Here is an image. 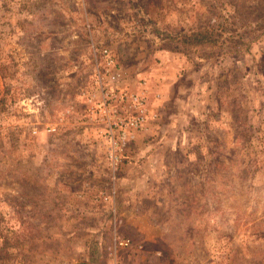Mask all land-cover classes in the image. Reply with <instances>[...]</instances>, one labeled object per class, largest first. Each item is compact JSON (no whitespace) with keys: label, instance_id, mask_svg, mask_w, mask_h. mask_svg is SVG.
<instances>
[{"label":"rangeland","instance_id":"obj_1","mask_svg":"<svg viewBox=\"0 0 264 264\" xmlns=\"http://www.w3.org/2000/svg\"><path fill=\"white\" fill-rule=\"evenodd\" d=\"M79 263L264 264V0H0V264Z\"/></svg>","mask_w":264,"mask_h":264},{"label":"built area","instance_id":"obj_2","mask_svg":"<svg viewBox=\"0 0 264 264\" xmlns=\"http://www.w3.org/2000/svg\"><path fill=\"white\" fill-rule=\"evenodd\" d=\"M110 62L113 61L110 59ZM98 79L100 81H102L103 79V76H101L100 73ZM123 94H124L123 97L119 95L117 98H124V97L129 98L131 100V103L134 105V108L136 109V111H134L135 114L130 115L127 119H125L121 116L120 112H117L115 110L113 121L111 119V116L108 119L107 113L106 115H103V120L104 122L109 123L110 129L111 130L117 129V131L119 132V140H121L122 142H124L128 138L129 131H137L144 128L147 119V110L144 108L143 102H141L138 98H134V96L130 97L127 93H123ZM106 97L107 100L115 98L112 92H107ZM116 241H118V243L124 247L131 245L130 239H119V240L116 239Z\"/></svg>","mask_w":264,"mask_h":264},{"label":"trees","instance_id":"obj_3","mask_svg":"<svg viewBox=\"0 0 264 264\" xmlns=\"http://www.w3.org/2000/svg\"><path fill=\"white\" fill-rule=\"evenodd\" d=\"M214 31L204 30L198 31L185 36V45L188 46H202L207 44H215L217 41L213 39ZM246 49H248L249 44L244 43Z\"/></svg>","mask_w":264,"mask_h":264},{"label":"water","instance_id":"obj_4","mask_svg":"<svg viewBox=\"0 0 264 264\" xmlns=\"http://www.w3.org/2000/svg\"><path fill=\"white\" fill-rule=\"evenodd\" d=\"M79 264H86V263H79Z\"/></svg>","mask_w":264,"mask_h":264}]
</instances>
